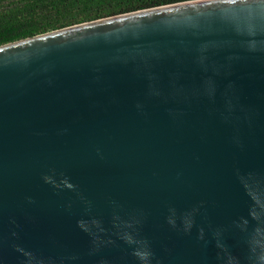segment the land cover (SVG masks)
I'll use <instances>...</instances> for the list:
<instances>
[{
    "label": "water",
    "instance_id": "1",
    "mask_svg": "<svg viewBox=\"0 0 264 264\" xmlns=\"http://www.w3.org/2000/svg\"><path fill=\"white\" fill-rule=\"evenodd\" d=\"M0 264H264V0L0 47Z\"/></svg>",
    "mask_w": 264,
    "mask_h": 264
},
{
    "label": "trees",
    "instance_id": "2",
    "mask_svg": "<svg viewBox=\"0 0 264 264\" xmlns=\"http://www.w3.org/2000/svg\"><path fill=\"white\" fill-rule=\"evenodd\" d=\"M198 0H0V47L87 23Z\"/></svg>",
    "mask_w": 264,
    "mask_h": 264
}]
</instances>
